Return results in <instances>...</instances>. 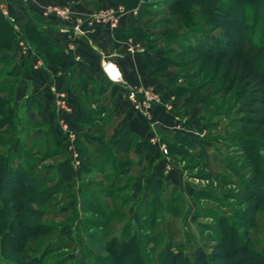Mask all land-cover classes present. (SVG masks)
I'll use <instances>...</instances> for the list:
<instances>
[{"label": "rangeland", "instance_id": "1", "mask_svg": "<svg viewBox=\"0 0 264 264\" xmlns=\"http://www.w3.org/2000/svg\"><path fill=\"white\" fill-rule=\"evenodd\" d=\"M141 2L146 10L141 15L143 43L147 46L144 54L155 53L157 59H169L171 65L167 66L165 71L172 72V77L176 79L174 86L180 88L183 93L177 99L180 105L177 110L182 109V113L172 114L177 116L178 120L181 118L178 125L183 127V135L195 134L209 144L205 149L206 156L198 159L195 152L186 150L179 156H170L168 153L162 155L154 146L153 156L149 161H145L135 154L134 142L129 141L126 143V155L119 158L122 155H118L110 145L111 141L117 138L114 132L116 129L113 130L117 123L111 120V114L107 121H104L105 118L91 120L89 125L93 129L87 132L88 138L77 134L85 140L82 144L76 143L77 165L74 163L73 153L60 139L58 155L50 156L49 152L57 148V143L46 134L49 124L47 121L43 124L36 115L33 121L28 122L23 107L20 108L24 98L21 94L22 88L19 90L18 84L13 102L10 103L13 108L11 115L16 124L14 142L19 140L21 150L16 156H20L23 151L29 153L22 164L29 169L30 175L37 177L39 185L37 184L35 195L46 192L47 197L42 204L23 207L26 212L33 210V215L27 218V224L8 223V230L6 221L2 219L0 240L6 237V246L9 248L7 255H15L17 262L6 260L0 253V264H35L40 256V264H115L114 257L123 252L126 253V264H152L160 251L173 254L179 250L184 255L196 247L208 254L211 252L210 248L216 244L218 229L214 222L219 216L225 217L228 224L234 222V228L240 233L247 232L249 240L253 241V245L250 244L252 248H264V211L255 215L256 223L253 228L247 230L243 227V219L251 220V213L247 212L248 216L243 214L253 206V202L241 196L239 183L245 175L250 176L251 170L240 169V164L245 159L240 155L244 152L243 148L226 142V138L234 132L249 136L248 133L258 129H254L256 127L253 125H244L245 121L241 120L264 116V107L257 102V99L264 100L260 94L264 85L250 82L248 77L245 79L249 70L241 60H215L214 63V60L209 61L198 54L186 53L178 47L181 39H184L182 43L187 45L194 34H209L214 46L219 44L214 38L224 41L228 37L220 29H213L206 24L204 17L194 16L192 11L195 6L189 4L167 10L171 0H140ZM98 10L101 9L92 8L93 12ZM177 10L188 12L190 20L181 19V16L175 18ZM191 21L194 25L198 22V25L191 27ZM250 23L251 21L247 27ZM243 35L244 40H247L245 38H248V35ZM29 47L35 53L34 57L39 56L38 52L30 45ZM168 47L174 48V51L165 54L164 51ZM26 57L33 58L32 55ZM15 60L18 61L17 54ZM213 64L217 65V70ZM240 64L245 72L239 71ZM24 65L26 63H23L22 67ZM226 88H231V91H225L224 94ZM150 91L156 93L159 98L158 92ZM51 94L53 109L59 114L54 107L52 91ZM173 100L174 96L172 103ZM34 107L33 112L36 114ZM129 108L132 109L130 104ZM135 113L151 124L150 114L149 119H146L140 113ZM61 119L65 120L62 117ZM240 129L244 131H238ZM154 132L155 134H152ZM154 132L150 133L151 137L156 135L159 139L165 136L157 126ZM262 134L264 129L251 139L254 144L248 160L249 169L253 168L263 175L264 185ZM165 138L168 139L167 136ZM8 139L6 134L2 135L0 145H5ZM86 140H89L90 145ZM159 143L165 147L164 143ZM80 149L87 154L84 158V174L79 173ZM4 150L5 147H0V154L4 153ZM253 159L255 161H252ZM63 160L69 167L68 178L59 175L56 168ZM151 172L160 173L158 186H154L153 192L147 187L148 174ZM216 173L219 174L218 177H215ZM2 181L1 198L17 200L16 203H10L12 206L18 204V199L32 198L30 192L23 193L19 187L5 189L7 179L2 177ZM133 182L140 184V189L135 195ZM254 187L249 190L252 195L259 192L255 185ZM200 193L210 197L202 199ZM5 204L7 206L8 201ZM9 217L19 218L13 214H9ZM21 226L28 230L18 233L17 228ZM139 237L144 239L141 241ZM14 238H19L21 242L10 245ZM129 238L134 239L132 245L128 241ZM114 242L117 246L110 250L109 255L108 245ZM134 252L135 259L132 258Z\"/></svg>", "mask_w": 264, "mask_h": 264}, {"label": "trees", "instance_id": "2", "mask_svg": "<svg viewBox=\"0 0 264 264\" xmlns=\"http://www.w3.org/2000/svg\"><path fill=\"white\" fill-rule=\"evenodd\" d=\"M102 1H118L125 6V8H134L137 7V15L141 19V15L146 10L143 8L142 2L140 0H87L88 5H92L93 7L98 8ZM172 2L168 6L167 10L172 8H181L185 5H193L196 8L193 9L192 14L194 16H202L205 18V23L210 25L213 29H220L226 35H228L226 40H222L221 38H214L216 42H219L216 46L212 44L211 37L209 34H194L191 35L190 40L187 42L188 44H183L184 39H181L179 48H182V51H186V53H195L199 56H202L204 59H209V61L215 60L221 61L228 59L230 61L241 60L244 64L247 65L248 74L245 76V79L248 77L250 82H255L259 85H264V0H171ZM228 1V2H227ZM175 18L181 16V19H189L188 12L182 10H177L175 12ZM250 25L247 27L248 22ZM192 23V25H191ZM190 26H195L194 22L191 21ZM20 25V24H19ZM20 31L22 36L26 39L27 43L32 47L33 50L38 52L39 56L44 61H49L53 65H55L62 72H66L71 74L72 64L68 63L61 53V51L54 46L40 31L39 24L34 19H27L25 23L20 25ZM248 35L247 40H244L245 37L243 34ZM119 38H127L133 37L137 40L143 41V30L141 28L129 27L125 29L122 34L118 35ZM189 39V38H188ZM13 39H12V31L4 19V17L0 14V137L4 134L9 138L5 145H0V147H5L4 153L0 154V222L2 219L8 223H13L17 225L18 223L27 224L29 221L27 218L32 216L31 214L33 210H24L23 207L28 205H38L45 202V198L47 197V193H43L42 195H35L37 186V177L29 174V169L25 168L22 164L23 160L26 161V158L29 156L27 151H23L20 156L18 152L19 149L18 141H15V121L14 117L11 115L12 107L10 106L14 99V94L16 90V86L21 81L22 77L27 73L31 59L30 57H24L23 63H26L24 67L20 64L19 61H16V54L13 51ZM167 48L164 53L168 54L171 51H174V48ZM13 53V54H12ZM12 56H11V55ZM208 61V60H207ZM229 61V62H230ZM143 68L149 71L150 75L161 77L164 79L165 84L168 87L172 88V95L174 96L173 100V109L172 112L175 115H180L182 113V109L178 111V102L182 91L180 88L174 86L176 81L175 78L172 77V72H166L165 69L167 66L171 65L169 59L165 57H160L154 61L142 60ZM214 65L217 66L216 64ZM26 66V67H25ZM239 71L243 70V66L239 65ZM217 70V69H216ZM245 72V70H243ZM103 77V76H102ZM102 85L107 89V87H111L113 84L107 81L104 77ZM92 79L83 71H79L78 75L75 78V84L79 88L81 96L76 94V91L73 87L67 89L69 97L73 101L75 105L74 116L77 122L83 124L87 127L88 132L93 128H90L91 120L101 119V112H95L90 108L91 104V94L95 89L92 88L89 90V85ZM236 81V80H235ZM94 89V90H93ZM104 89L98 88L97 93L101 94ZM219 91V90H218ZM223 91V90H222ZM225 91L230 92L231 88L224 89ZM220 92V91H219ZM217 93V92H216ZM260 94L264 97V90H260ZM217 95V94H216ZM37 94L26 95L23 99L20 108L23 107L24 115L28 117V122L33 121L35 115L41 120L43 124L46 123L45 115L41 111V107L37 101ZM257 102L264 107V100L257 99ZM36 107V114L33 112V107ZM34 107V108H35ZM178 109V110H177ZM180 112V113H179ZM184 115V114H183ZM20 120H16L19 122ZM244 125H253L257 130H253L248 133L249 136H243L238 132H234L231 136L226 138V142L238 145L243 148L242 157L245 159L240 164V169L244 171H250V176L245 175L243 179L240 181L241 186V196L246 198V200H250L253 202V206H250L243 215L247 214V212L251 213V220L246 221L243 219V227L251 229L255 226L256 217L255 215L259 212L264 211V185H263V175L260 174L257 170H253L250 167V150L253 147L254 141H252L253 136L262 132L264 129V116L262 118H242L241 122ZM26 124V122H24ZM237 124V122H236ZM242 124V123H241ZM242 124V125H243ZM23 125V124H21ZM23 128V126H22ZM161 131L165 133V136L159 138V142L165 144L166 154L170 156H179L183 153V150L193 151L196 154L198 159H201L206 156L207 152L205 151L206 146L209 145L203 139H200L197 135L191 134L190 136H185L180 132L171 131L169 129H165L159 127ZM47 135L51 136V139L55 140L57 143V148L50 151V156L58 155V142L59 138L55 135L53 126L47 125ZM239 129V128H238ZM126 131L124 121L120 124V127L117 131V138L114 140H110L111 147L115 149L119 158L124 157L127 151V138L124 137V132ZM243 132L244 130H238ZM264 135V134H262ZM168 137L166 139L165 137ZM86 139V138H85ZM252 139V140H251ZM85 140L77 137L76 143L82 144ZM13 142V143H12ZM15 143V144H14ZM86 143L90 145L89 140H86ZM8 144V145H7ZM257 145V144H256ZM264 145V143L262 144ZM14 147V148H12ZM14 149V150H12ZM264 149V147H263ZM80 174H84L83 167L86 165L84 158H86L87 154L80 149ZM155 152L154 146L149 144L147 139H144L140 142V144L135 149V154L140 155L143 160L149 161ZM188 153V152H187ZM15 157H11V156ZM12 161L14 163L12 164ZM114 160H112L113 162ZM252 161H255L254 159ZM251 161V162H252ZM113 165V164H111ZM94 167V166H93ZM57 170L59 175L68 178L69 176V167L65 160L57 165ZM255 168V167H254ZM261 171V170H260ZM218 173L215 174V177H218ZM160 176L159 172H151L148 174L149 182L147 187L149 191H154V186H158V177ZM2 177L7 179L5 182L4 188L7 187H19L22 189L23 193L30 192L32 194V198L28 199H18V204L12 206L11 202H17V200L10 198H1L3 195V181ZM107 177V176H106ZM38 184V185H37ZM257 187L258 193L256 192L254 195L249 193V190L254 187ZM255 188V187H254ZM132 189H134L133 194L135 195L137 191L140 189V184L137 182H133ZM6 191V190H4ZM258 194V195H257ZM200 197L202 199H208L210 196L205 193H200ZM240 195V194H239ZM8 201V205L6 206L5 202ZM9 214H13L16 217L10 219ZM244 217V216H243ZM245 218V217H244ZM20 222H19V220ZM214 221L213 218H211ZM217 225L218 232H216V244L212 246L210 249V253L203 252L202 249L196 247L194 250L190 251L189 254H182L181 251L170 254L169 251L163 252L160 251L155 256V260L152 264H264V248H252L250 244L253 245V241L249 240V236L247 232H239L234 228V222L232 224H228V220L219 216L215 219L214 222ZM9 230V226H8ZM7 230V231H8ZM23 230H28L27 228L18 227L17 232L22 233ZM35 232V231H34ZM144 235V234H142ZM6 236V234H4ZM138 239V237H135ZM17 239V240H16ZM144 238L139 237V240H143ZM6 237H3L0 240V253L3 258L12 259L15 263L17 262L15 255H7L9 248L6 246ZM215 240V239H214ZM129 243L132 245L134 243V239L129 238ZM137 241V240H135ZM21 242L19 238H14L11 241L12 245L15 243ZM118 242V241H117ZM107 248V251L110 255V250L117 246V243H110ZM11 249V246H9ZM136 253H133V257H135ZM126 253H121L116 255L115 264H126L125 262ZM135 259V258H133ZM42 262V256L38 258L35 264H40ZM106 264V263H105Z\"/></svg>", "mask_w": 264, "mask_h": 264}, {"label": "crops", "instance_id": "3", "mask_svg": "<svg viewBox=\"0 0 264 264\" xmlns=\"http://www.w3.org/2000/svg\"><path fill=\"white\" fill-rule=\"evenodd\" d=\"M0 2H3L8 11L15 15L20 25L30 18L37 21L41 33L61 51L63 58L72 64L73 72L69 74L62 72L51 62L44 61L39 56L31 57L28 71L18 85L19 90L20 87L22 88V98L26 95L37 94L38 104L47 123L54 127L56 135L71 153H76L77 134L88 138L87 127L75 119V105L67 92V89L73 87L76 94L81 96L79 88L74 83L79 71L91 77L93 83H90L89 90L94 88V85L96 90L100 86L104 89L101 94L93 89L90 108L95 112H101L100 115L102 119L105 118L104 121H107L111 114V120L118 125L113 129H116L115 133L124 121L126 128L124 137H127L126 142H134V150L142 140H148L151 137L150 133L154 132L155 126L182 133L183 127L178 125L181 118L178 120L177 116L172 114V88L165 84L163 78L150 75L142 65L143 59L149 62L156 60V54H144L147 46L143 41L133 37H118L129 27L141 28L137 7L127 9L118 1H102L96 9L116 11L121 8L123 11L116 13L112 22L94 26L86 30L83 35L74 36L69 27L56 22L51 17L44 16L43 7L52 2L69 6L76 15L87 14L93 12V6H89L87 0H39L33 3H24L20 0H0ZM17 59L22 64L24 57L17 54ZM104 61L113 63L122 76V83L113 86L112 89L111 87L105 89L102 85L103 75L100 67ZM52 88L66 94L68 105L71 108V113L67 117L54 111ZM132 88L158 92L160 102L153 104L149 110L151 124L143 121L139 114L129 108L125 93ZM168 102L171 110H166L164 107ZM60 120L65 123V130L59 126ZM150 125L152 127H149ZM76 159L78 161L77 157Z\"/></svg>", "mask_w": 264, "mask_h": 264}, {"label": "built area", "instance_id": "4", "mask_svg": "<svg viewBox=\"0 0 264 264\" xmlns=\"http://www.w3.org/2000/svg\"><path fill=\"white\" fill-rule=\"evenodd\" d=\"M24 3H33L39 0H20ZM123 10L118 8L116 11L112 9H101L96 12H90L87 14H74L69 6L59 5L49 2L43 7V15L53 18L56 22L69 27L74 36H80L85 33L86 30L91 29L94 26H99L104 23H110L115 19L116 13H121ZM0 14L9 24L12 31L13 50L21 57L35 56V53L30 49L26 39L22 36L20 31L19 21L13 13H10L3 2H0ZM101 73L103 77L113 85L122 83V76L116 66L110 61H104L101 63ZM54 96L55 110L63 116L71 113V108L68 105L65 93L52 88ZM126 100L130 104L131 108L140 113L146 119H149V110L153 104L159 103V98L156 93L150 90L129 89L126 92ZM165 109H170V105H164ZM59 126L62 130H65V123L62 120L59 121ZM149 142L152 146L158 148L162 155H166V149L163 144H160L156 135L149 138ZM73 158L75 165L78 164L76 155L73 152ZM169 167H166L168 170Z\"/></svg>", "mask_w": 264, "mask_h": 264}]
</instances>
